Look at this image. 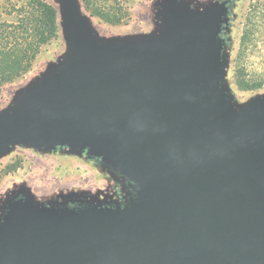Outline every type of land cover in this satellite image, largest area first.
Instances as JSON below:
<instances>
[{
  "label": "water",
  "instance_id": "95a60500",
  "mask_svg": "<svg viewBox=\"0 0 264 264\" xmlns=\"http://www.w3.org/2000/svg\"><path fill=\"white\" fill-rule=\"evenodd\" d=\"M56 3L66 56L0 114V157L87 150L136 194L123 209L9 198L0 264H264V97L237 110L224 85L225 3L162 0L157 30L110 39Z\"/></svg>",
  "mask_w": 264,
  "mask_h": 264
},
{
  "label": "rangeland",
  "instance_id": "374dc122",
  "mask_svg": "<svg viewBox=\"0 0 264 264\" xmlns=\"http://www.w3.org/2000/svg\"><path fill=\"white\" fill-rule=\"evenodd\" d=\"M57 11L58 38L40 46L30 70L0 88V114L11 110L32 82L60 65L66 56L59 4L42 0ZM162 0H76L99 38L148 34L157 30L156 6ZM193 12L225 3L226 19L218 35L224 60L223 82L234 107L264 97V0H182ZM27 0H0L1 39L16 33ZM127 38V37H123ZM40 205L123 209L135 198L133 184L87 150L60 147L48 151L15 146L0 157V219L9 198L23 195Z\"/></svg>",
  "mask_w": 264,
  "mask_h": 264
},
{
  "label": "trees",
  "instance_id": "16d2710c",
  "mask_svg": "<svg viewBox=\"0 0 264 264\" xmlns=\"http://www.w3.org/2000/svg\"><path fill=\"white\" fill-rule=\"evenodd\" d=\"M57 11L42 0H27L16 33L1 39L0 88L24 76L39 53L40 46L58 38Z\"/></svg>",
  "mask_w": 264,
  "mask_h": 264
}]
</instances>
